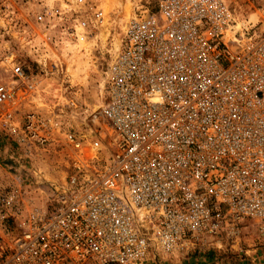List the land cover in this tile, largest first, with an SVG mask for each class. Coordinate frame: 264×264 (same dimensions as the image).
<instances>
[{"label":"built area","instance_id":"built-area-1","mask_svg":"<svg viewBox=\"0 0 264 264\" xmlns=\"http://www.w3.org/2000/svg\"><path fill=\"white\" fill-rule=\"evenodd\" d=\"M1 1L4 37L21 19ZM13 2L41 7L31 16L46 33L104 23L87 0ZM253 16L228 0L145 1L109 54L103 104L80 121L72 100L33 106L42 73L58 70L53 52L31 71L0 59V121L31 152L58 149L65 166L44 207L0 185V264H143L236 237L243 222L264 243V11Z\"/></svg>","mask_w":264,"mask_h":264},{"label":"rangeland","instance_id":"rangeland-1","mask_svg":"<svg viewBox=\"0 0 264 264\" xmlns=\"http://www.w3.org/2000/svg\"><path fill=\"white\" fill-rule=\"evenodd\" d=\"M6 1L16 8L21 29L13 32L10 29L9 34L0 37V59L5 60L7 54L11 60L15 55L22 60L25 69L31 71L34 60L41 61L47 57L44 53L53 52L50 57L57 61L58 70L54 74L42 73V98L35 99L33 106L46 110L54 103L63 105L72 100L75 103L72 110L78 113L75 119L80 121L81 113H91L104 102L103 73L127 21L145 1L153 3L155 0H87L97 7L104 22L97 34L85 33L82 26L74 27L76 34H71L70 25L66 26L65 34L58 28L46 33V23L31 16L41 7L32 4L19 6L13 0ZM55 1L49 0L48 7L54 6ZM228 2L240 19L253 18V14L264 11V0ZM49 68L50 63L45 70ZM4 70L5 66L1 65L0 77ZM23 110H31V99ZM64 167L58 149L31 152V148L12 136L7 125L0 121V185L16 190L23 206L29 209L50 205L54 189L63 183ZM143 264H264V243L255 224L243 222L236 237L224 236L220 242L198 241L173 255L151 256Z\"/></svg>","mask_w":264,"mask_h":264},{"label":"bare ground","instance_id":"bare-ground-1","mask_svg":"<svg viewBox=\"0 0 264 264\" xmlns=\"http://www.w3.org/2000/svg\"><path fill=\"white\" fill-rule=\"evenodd\" d=\"M123 31H124V29H123ZM122 33H123V32H122ZM119 41H120V39H119ZM119 41H118V42H119Z\"/></svg>","mask_w":264,"mask_h":264}]
</instances>
